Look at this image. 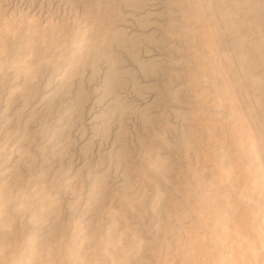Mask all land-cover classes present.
<instances>
[{
	"label": "rangeland",
	"instance_id": "1",
	"mask_svg": "<svg viewBox=\"0 0 264 264\" xmlns=\"http://www.w3.org/2000/svg\"><path fill=\"white\" fill-rule=\"evenodd\" d=\"M208 137L221 180L194 166ZM259 244L264 0H0V264H264Z\"/></svg>",
	"mask_w": 264,
	"mask_h": 264
},
{
	"label": "bare ground",
	"instance_id": "2",
	"mask_svg": "<svg viewBox=\"0 0 264 264\" xmlns=\"http://www.w3.org/2000/svg\"><path fill=\"white\" fill-rule=\"evenodd\" d=\"M15 6L17 7V3H15ZM19 7V6H18ZM209 122H211V119H206V122H204V125L205 126H208L209 125ZM215 124V123H214ZM211 137H208L207 139H206V141H208V142H206V144H205V146H203V151L205 152L204 154H205V163H203V165L201 166V165H199L198 163L197 164H194V166H195V169L198 167L199 168V172H200V174H206V175H208L209 173H211V174H215L217 177L216 178H214V179H218V180H221L225 175L223 174V173H221L220 172V170H219V168H218V165H219V162H220V160H221V158H222V156H221V154H223L224 153V150H225V145H222L223 147L222 148H220V149H217V151L214 153H212V154H214V156L212 157V159H209L207 156L210 154L209 153V151H210V149H211V144L213 143V140L212 139H210ZM257 174V176H258V174H260V171L258 170V172H256ZM226 176H229V173L228 174H226ZM238 176H239V172L237 171V174L236 175H234L232 178H234V179H237L238 178ZM232 181V180H231ZM196 185H198L197 183H196ZM208 196H210L211 197V199H213L214 198V201H212L211 203H213V204H215V203H217V202H219V200L220 201H222V203H226V205H227V199H226V194L224 195V194H220V193H215V194H212V193H210V194H208ZM211 201V200H210ZM224 201V202H223ZM197 205V204H196ZM225 205V206H226ZM226 207H224V209H225ZM188 224L189 225H186V227L188 228V229H193V225H192V223L190 222H188ZM219 230V229H218ZM184 231H186V230H184ZM171 232H174V230H172ZM175 233V232H174ZM173 233V234H174ZM191 234L193 233V232H190ZM224 236H226L227 235V232H225V231H223V233H222ZM261 237V236H260ZM194 239V237H181V235H178V238L176 239L177 240V243H175L174 244V246L176 247V251H175V254H173L174 256H175V258H176V256H178V251H180L179 249L181 248V247H185V246H189V252H187L186 254H185V258L184 259H189L190 257H192L193 255H195V253H196V246H195V244H196V242L193 240ZM261 243V242H260ZM246 246H248V245H246ZM187 250V249H186ZM251 251H252V257L253 258H255L256 259V255L257 254H259V255H261V254H263L264 255V247H263V245L261 246L260 244H259V246L258 247H253L252 249H251ZM160 253H161V251H160ZM237 253L239 254V255H241L242 253H241V249L240 248H238V251H237ZM235 258H234V260L233 261H235V262H238V263H240V261H239V259L237 260V257L236 256H234ZM264 257V256H263ZM204 260H206L205 258H204ZM179 261V260H178ZM241 263L242 264H244V262H243V259H241ZM256 264V263H255Z\"/></svg>",
	"mask_w": 264,
	"mask_h": 264
}]
</instances>
